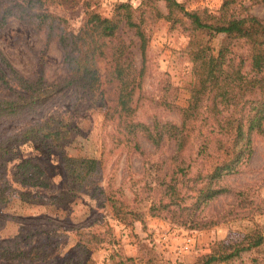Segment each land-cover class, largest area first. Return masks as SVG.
Masks as SVG:
<instances>
[{
  "label": "rangeland",
  "instance_id": "obj_1",
  "mask_svg": "<svg viewBox=\"0 0 264 264\" xmlns=\"http://www.w3.org/2000/svg\"><path fill=\"white\" fill-rule=\"evenodd\" d=\"M223 1L176 0L186 12L202 16H218ZM121 3L131 5L135 21L143 20L141 27L147 39L141 88L134 93V113L128 120L180 127V109L189 105L198 78L194 53L209 48L215 54L225 36L194 31L178 10L171 12L170 20L155 18L154 11L168 15L160 0H70L49 11L62 19L60 28L77 34L86 11L110 19ZM8 6V2L0 0V18ZM231 11L235 17L248 14L264 20V3L250 5L248 0H237ZM116 36L118 39L106 49L104 59L97 62L101 90L88 94L65 85L69 73L64 52L55 36L47 40L44 25L38 20L26 21L13 15L0 27V65L4 57L20 77L31 82L40 78L41 87L51 92L50 98L33 109L0 117V191L7 195L6 202L0 204V250L4 245L26 249L47 243L51 260L34 264H64L80 241L91 249L93 264L131 263L126 259L133 264H203L219 243L239 244L252 229L264 234L262 136L253 135L249 162L238 173L223 178L222 185L228 192L196 208L192 206L196 194L183 187L180 195H187L185 204L191 209L187 212L191 217L176 221L164 213L149 212L152 202L159 201L163 194L162 182L169 181L175 170L171 161L174 143L166 140L155 149L145 137L138 136V150L126 144L128 138L117 120L116 84L107 80L109 55L116 42L122 41L128 46L136 70L141 68L142 58L133 30L120 26ZM246 48L242 41H235L230 49L235 65L244 60L243 72L249 70ZM11 87V82H0V99H15ZM49 119L52 128L61 127V140L16 141L25 130ZM200 123L207 127L214 124L212 120L192 121L187 123V129ZM206 131L202 129V133ZM195 145L191 138L190 148L183 154L190 156L193 164L185 179L204 176L212 163L203 157L194 162ZM65 155L98 160L100 170L79 186L68 176ZM25 160L29 162L18 166ZM192 221L204 226L191 227ZM188 239L191 242L184 250ZM0 264L29 263L17 260ZM214 264H264V244Z\"/></svg>",
  "mask_w": 264,
  "mask_h": 264
},
{
  "label": "trees",
  "instance_id": "obj_2",
  "mask_svg": "<svg viewBox=\"0 0 264 264\" xmlns=\"http://www.w3.org/2000/svg\"><path fill=\"white\" fill-rule=\"evenodd\" d=\"M3 1L8 2L10 6L3 10L0 27L13 15H17L21 20L33 18L38 20L39 24L44 25L47 40L55 36L64 52V62L69 73L65 85L78 87L88 94L99 93L101 90L97 62L104 59L106 49L111 42L118 39L116 32L120 26L133 30L134 36L139 40L141 68L136 70L132 66L128 46L122 41L116 42L109 55L110 72L107 80L116 84L115 108H118L116 111L118 123L122 125V133L128 138L126 144L135 150H138V136L145 137L155 149H159L166 140L174 143L171 161L175 165V170L169 181L162 182L165 184L163 194L159 201L152 202L149 212L164 213L176 221L185 220L191 217L187 213L191 209L185 204L187 195H180L183 187L196 194V200L192 205L196 208L228 192V188L222 185L223 178L238 173L241 166L249 162L253 154V135L264 137V20L248 14L235 17L231 6L236 4L237 0H224L218 16L186 12L183 5L176 0H160L164 1L168 15L163 16L154 11L155 18L170 20L171 12L178 10L194 31L207 32L213 37L224 35L225 39L215 54L209 48L195 51L198 78L191 90L189 105L185 109H180L183 120L181 126L159 121L146 125L128 120L134 113L131 107L134 93L141 88L147 45L146 35L141 27L143 20L135 21L129 3L117 5L114 17L110 19L86 11L79 32L74 34L60 28L62 19L49 11L50 7L65 6L70 0ZM248 1L250 5L264 3V0ZM235 41H242L247 47L248 72L242 71L244 60L235 65L233 58L230 57V49ZM0 82L6 85L11 82L13 87L10 91L14 92L15 96L12 101L0 99V117L33 109L35 105L42 104L45 99L50 98L51 92L48 93L41 87L40 78L31 82L20 77L4 57L0 65ZM199 120L201 122L212 120L214 124L207 127L206 124L200 123L199 126L187 129V123ZM51 121L52 119H49L39 126L25 130L16 141L22 138L25 140L41 138L39 141L42 143L45 141L55 143L61 140L63 136L61 127L52 128ZM203 128L207 129L206 133H202ZM64 134H68V131ZM191 138L197 144L194 162L199 157L212 160L209 171L204 176L198 174L194 180L185 179L193 164L190 156L188 158L183 155L190 148L188 142ZM46 144L51 145L49 142ZM63 161L68 176L79 186L97 174L101 165L98 160L72 158L66 155ZM27 162L29 160L22 161L18 166ZM20 197L23 199L22 194ZM6 198L5 192L0 191V204L6 202ZM203 226L197 221L191 222V227ZM262 244L264 234L252 229L239 244L232 246L217 244L203 264L227 262L241 252L260 247ZM73 248L74 255L66 259L64 264H93L90 248L82 245L80 241ZM47 252V243L30 245L26 249H12L4 245L0 250V262L22 260L29 264L45 263L46 260H51ZM126 262L133 264L131 259H126ZM118 264L127 263L119 261Z\"/></svg>",
  "mask_w": 264,
  "mask_h": 264
},
{
  "label": "built area",
  "instance_id": "obj_3",
  "mask_svg": "<svg viewBox=\"0 0 264 264\" xmlns=\"http://www.w3.org/2000/svg\"><path fill=\"white\" fill-rule=\"evenodd\" d=\"M190 242H191L190 239H188L184 245V250H186L188 248V244H190Z\"/></svg>",
  "mask_w": 264,
  "mask_h": 264
}]
</instances>
